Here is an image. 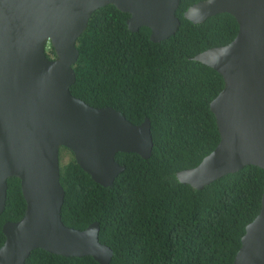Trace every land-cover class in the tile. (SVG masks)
<instances>
[{
  "label": "water",
  "instance_id": "95a60500",
  "mask_svg": "<svg viewBox=\"0 0 264 264\" xmlns=\"http://www.w3.org/2000/svg\"><path fill=\"white\" fill-rule=\"evenodd\" d=\"M180 2L0 0V214L10 177L20 179L26 200L23 217L3 226L0 264H27L36 249L110 264L114 250L101 242L99 222L85 229L63 222L61 151L68 148L97 184L111 187L125 169L118 153L153 154L152 123L136 124L112 106L96 107L73 94L77 41L97 10L114 5L130 15L129 30L145 26L160 42L179 30ZM220 13L236 18V37L193 58L225 81L210 106L220 141L198 165L177 174L197 190L246 166L264 170V0H201L184 17L198 24ZM235 264H264V192Z\"/></svg>",
  "mask_w": 264,
  "mask_h": 264
},
{
  "label": "trees",
  "instance_id": "16d2710c",
  "mask_svg": "<svg viewBox=\"0 0 264 264\" xmlns=\"http://www.w3.org/2000/svg\"><path fill=\"white\" fill-rule=\"evenodd\" d=\"M199 1L181 0L179 30L160 42L150 39L145 26L129 30L130 15L114 5L97 10L77 41L73 94L96 107L112 106L136 124L145 118L152 123L153 154L144 159L118 153L125 169L111 187L97 184L68 148L61 151L70 154L69 161L64 156L61 161L63 222L77 229L99 222L101 242L114 250L110 264H235L246 227L260 212L264 170L258 166H246L202 190L177 177L220 141L210 106L225 81L193 58L229 44L239 30L228 13L198 24L186 19L184 12ZM25 209L21 181L12 176L0 214V247L4 224L20 220ZM27 264L100 263L92 256L36 249Z\"/></svg>",
  "mask_w": 264,
  "mask_h": 264
},
{
  "label": "rangeland",
  "instance_id": "374dc122",
  "mask_svg": "<svg viewBox=\"0 0 264 264\" xmlns=\"http://www.w3.org/2000/svg\"><path fill=\"white\" fill-rule=\"evenodd\" d=\"M48 48L51 49L50 46H48ZM63 151H64V150H63ZM67 151H68V150H67ZM69 155H70V154H69L68 152H67V154H65V153L62 154V153H61V161H62V159H63V156H64V160H65V162L69 161V159H70V156H69Z\"/></svg>",
  "mask_w": 264,
  "mask_h": 264
},
{
  "label": "flooded vegetation",
  "instance_id": "af4514ba",
  "mask_svg": "<svg viewBox=\"0 0 264 264\" xmlns=\"http://www.w3.org/2000/svg\"><path fill=\"white\" fill-rule=\"evenodd\" d=\"M51 51H52V54H53L54 51L53 50H51Z\"/></svg>",
  "mask_w": 264,
  "mask_h": 264
},
{
  "label": "clouds",
  "instance_id": "9594fccd",
  "mask_svg": "<svg viewBox=\"0 0 264 264\" xmlns=\"http://www.w3.org/2000/svg\"><path fill=\"white\" fill-rule=\"evenodd\" d=\"M242 246V245H241Z\"/></svg>",
  "mask_w": 264,
  "mask_h": 264
}]
</instances>
